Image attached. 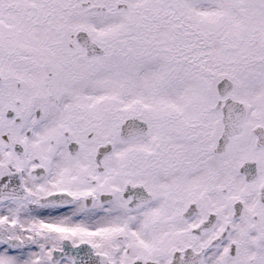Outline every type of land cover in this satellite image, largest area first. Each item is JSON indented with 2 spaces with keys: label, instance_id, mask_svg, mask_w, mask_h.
<instances>
[{
  "label": "snow or ice",
  "instance_id": "6c2138e0",
  "mask_svg": "<svg viewBox=\"0 0 264 264\" xmlns=\"http://www.w3.org/2000/svg\"><path fill=\"white\" fill-rule=\"evenodd\" d=\"M0 264H264V0H0Z\"/></svg>",
  "mask_w": 264,
  "mask_h": 264
}]
</instances>
